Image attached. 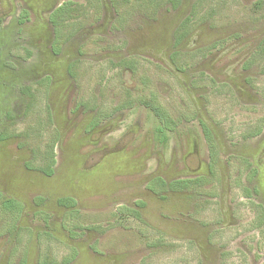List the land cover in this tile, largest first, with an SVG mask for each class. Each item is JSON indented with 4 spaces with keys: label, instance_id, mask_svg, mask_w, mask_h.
<instances>
[{
    "label": "rangeland",
    "instance_id": "obj_1",
    "mask_svg": "<svg viewBox=\"0 0 264 264\" xmlns=\"http://www.w3.org/2000/svg\"><path fill=\"white\" fill-rule=\"evenodd\" d=\"M0 264H264V0H0Z\"/></svg>",
    "mask_w": 264,
    "mask_h": 264
},
{
    "label": "trees",
    "instance_id": "obj_2",
    "mask_svg": "<svg viewBox=\"0 0 264 264\" xmlns=\"http://www.w3.org/2000/svg\"><path fill=\"white\" fill-rule=\"evenodd\" d=\"M52 174V171L51 170H48L47 172H46V175H51Z\"/></svg>",
    "mask_w": 264,
    "mask_h": 264
}]
</instances>
